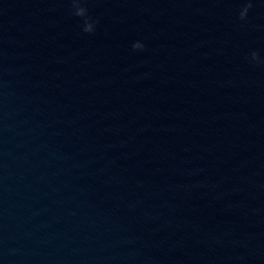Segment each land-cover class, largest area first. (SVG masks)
Here are the masks:
<instances>
[{
	"label": "water",
	"instance_id": "obj_1",
	"mask_svg": "<svg viewBox=\"0 0 264 264\" xmlns=\"http://www.w3.org/2000/svg\"><path fill=\"white\" fill-rule=\"evenodd\" d=\"M247 2L0 0V264H264Z\"/></svg>",
	"mask_w": 264,
	"mask_h": 264
},
{
	"label": "clouds",
	"instance_id": "obj_2",
	"mask_svg": "<svg viewBox=\"0 0 264 264\" xmlns=\"http://www.w3.org/2000/svg\"><path fill=\"white\" fill-rule=\"evenodd\" d=\"M71 2H72L73 14L83 19V29L82 30L85 33H89V34L93 33L95 31V24L98 22L93 21L91 17L88 16L87 8L82 6L83 0H71ZM251 7H252V3L249 0V2L246 3L245 7L240 12L241 20L246 19L248 11L249 9H251ZM133 49L142 51L144 49V45L140 42H136L133 44ZM252 57L255 58V60L258 59L256 53H253Z\"/></svg>",
	"mask_w": 264,
	"mask_h": 264
}]
</instances>
